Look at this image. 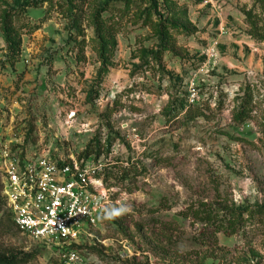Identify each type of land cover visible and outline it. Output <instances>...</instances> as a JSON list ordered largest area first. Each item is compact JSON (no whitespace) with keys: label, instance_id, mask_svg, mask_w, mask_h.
<instances>
[{"label":"rangeland","instance_id":"rangeland-1","mask_svg":"<svg viewBox=\"0 0 264 264\" xmlns=\"http://www.w3.org/2000/svg\"><path fill=\"white\" fill-rule=\"evenodd\" d=\"M104 1L0 0V135L29 146L66 132L63 150L74 154L98 137L104 178L117 186L76 264H264V0H156L153 19L183 27L168 29L160 55L132 5L102 72L91 19ZM122 2L104 17L116 21ZM242 98L247 116L235 120ZM180 99L185 108L168 113ZM186 110L202 114L185 120ZM131 164L137 175L115 177ZM209 205L244 218L217 244L201 218ZM30 251L22 264L59 260L2 207L0 255Z\"/></svg>","mask_w":264,"mask_h":264},{"label":"built area","instance_id":"built-area-1","mask_svg":"<svg viewBox=\"0 0 264 264\" xmlns=\"http://www.w3.org/2000/svg\"><path fill=\"white\" fill-rule=\"evenodd\" d=\"M193 96V94H191ZM76 109L66 111L67 128L73 126ZM88 124L77 133L89 132ZM64 132L26 146L23 140L0 135V187L15 227L52 253L55 264H76L79 241L91 236L117 186L104 178L102 156L84 157L63 150Z\"/></svg>","mask_w":264,"mask_h":264},{"label":"trees","instance_id":"trees-1","mask_svg":"<svg viewBox=\"0 0 264 264\" xmlns=\"http://www.w3.org/2000/svg\"><path fill=\"white\" fill-rule=\"evenodd\" d=\"M32 2L36 3L37 1H32ZM110 2L111 0H105L99 7H96V9L92 13V19H91L92 25L94 26L95 37L98 44L97 55L100 60V66H101L100 70L102 72H106L107 67L110 64L109 60L112 55V50L115 46L114 35L116 30L114 24H118L121 21V18L127 14V12L129 11L132 5L135 6L134 7L135 9L134 12H132V16L130 15L131 20H133L134 23L140 20L142 25H149L155 29V32L158 36V46H157L158 52L155 51L154 54L157 53L158 55H160L162 51L170 48L169 46L170 33L168 32L169 28L183 29L182 25L180 24L177 25L173 22H169L167 20L168 18L167 17L163 18L162 15H158V17H156V21L155 19H153L152 17L153 11L156 10V0H123L121 4L122 7H120L121 9L119 10L118 13L119 17H117L116 21L114 20L115 18L114 14H110L108 18H105L103 15V13L109 9ZM145 3H149V5L143 6V4ZM152 3H154V5H152ZM70 6L68 9L70 11V16H71L70 18L74 24L77 20V17L74 15L73 10ZM4 30H6V40H9V45L14 53L12 40L11 38L9 39V37L7 36V33H9V29L5 27ZM185 106L186 103L183 99H180L178 103L177 101L171 100L168 105L167 112L177 114L181 112L185 108ZM201 114L202 113L197 111L193 115H189V110L188 111L186 110L183 117L185 118V120H189ZM246 116H247V109L245 108L244 98H242L238 105L237 111L234 114V119L240 120ZM110 144H111V140L108 139L107 146L109 147ZM103 150L104 149H102L98 137H93L91 140L88 141L85 148L81 152V155H83L84 157H88L89 155L94 154L95 157L97 158L101 153H103ZM135 169L136 167H134L132 164L127 168L118 169L117 173L115 174V177L123 180L127 178L131 173L132 175L135 176L138 174L136 173V171H133ZM2 207L5 208V212L8 216V219L11 220L12 224L14 225L11 218V213L8 210V208H6L5 201L1 196V187H0V210L2 209ZM201 218L203 222H205L207 225H209L212 228L211 231L208 232L209 234L208 237L211 236V240L213 244H217L218 232L226 233L228 229L234 230V228H236V226H239V224H241L242 220L244 219L242 217V214L236 213V210L229 209L227 206L220 209H215V208L212 209L210 205L209 208H206L205 210L202 211ZM160 248H162L163 252H166L167 250L164 246ZM34 256L35 254L32 251L28 253L17 252L14 254H10L7 257L0 255V264H22L31 260L32 258H34Z\"/></svg>","mask_w":264,"mask_h":264}]
</instances>
